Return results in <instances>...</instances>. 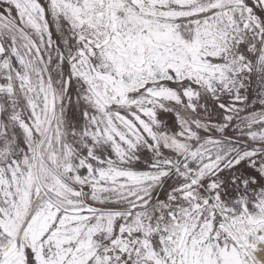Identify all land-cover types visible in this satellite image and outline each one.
I'll return each instance as SVG.
<instances>
[{"label": "snow or ice", "instance_id": "obj_1", "mask_svg": "<svg viewBox=\"0 0 264 264\" xmlns=\"http://www.w3.org/2000/svg\"><path fill=\"white\" fill-rule=\"evenodd\" d=\"M0 264H264V0H0Z\"/></svg>", "mask_w": 264, "mask_h": 264}]
</instances>
